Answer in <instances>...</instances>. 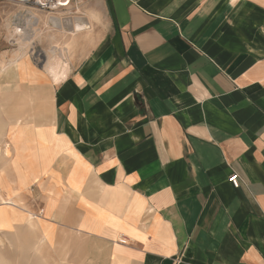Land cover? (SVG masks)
<instances>
[{"label":"crops","instance_id":"0c3cea01","mask_svg":"<svg viewBox=\"0 0 264 264\" xmlns=\"http://www.w3.org/2000/svg\"><path fill=\"white\" fill-rule=\"evenodd\" d=\"M57 10L0 53V264H264V0Z\"/></svg>","mask_w":264,"mask_h":264},{"label":"rangeland","instance_id":"374dc122","mask_svg":"<svg viewBox=\"0 0 264 264\" xmlns=\"http://www.w3.org/2000/svg\"><path fill=\"white\" fill-rule=\"evenodd\" d=\"M90 1L91 0H77V18H85ZM72 2L75 3V0H72ZM59 11L61 10L54 12ZM69 12L70 11L67 13L68 15ZM61 16L62 15H50L34 6H20L10 1L0 0V53L20 47L25 48V46L29 45L35 46L39 42H42V38L45 36L41 35V31L43 27L47 26L46 17L49 19H58L61 18ZM33 28H37V30L36 33L31 34V29ZM5 68L6 67L0 65V75L3 74L2 70ZM0 107L4 109H2L1 112L5 113V117L10 114L9 112H11V110H13V112L22 110V108L11 104L10 99L1 97V92ZM9 156L10 148L8 144L4 143V145H1L0 143V160L9 158Z\"/></svg>","mask_w":264,"mask_h":264},{"label":"built area","instance_id":"2783aa9c","mask_svg":"<svg viewBox=\"0 0 264 264\" xmlns=\"http://www.w3.org/2000/svg\"><path fill=\"white\" fill-rule=\"evenodd\" d=\"M27 6H34L42 11H55L59 8L67 7L72 0H6ZM229 183L234 188L240 187V178L238 175H234L229 178Z\"/></svg>","mask_w":264,"mask_h":264},{"label":"bare ground","instance_id":"6f19581e","mask_svg":"<svg viewBox=\"0 0 264 264\" xmlns=\"http://www.w3.org/2000/svg\"><path fill=\"white\" fill-rule=\"evenodd\" d=\"M69 18V17H68ZM54 20V19H53ZM59 20V19H58ZM57 21V20H56ZM56 23V22H55ZM69 25L71 26L72 25V22L70 19H65V25ZM0 198H1V201L3 202L2 205H6V206H11L14 204L13 200L11 199H5L1 194H0ZM15 206V205H14ZM19 208V207H18Z\"/></svg>","mask_w":264,"mask_h":264}]
</instances>
